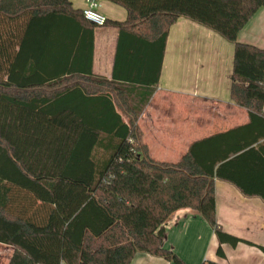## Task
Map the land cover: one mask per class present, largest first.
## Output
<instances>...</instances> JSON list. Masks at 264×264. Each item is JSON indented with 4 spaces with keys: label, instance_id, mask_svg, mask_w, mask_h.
I'll return each mask as SVG.
<instances>
[{
    "label": "trees",
    "instance_id": "1",
    "mask_svg": "<svg viewBox=\"0 0 264 264\" xmlns=\"http://www.w3.org/2000/svg\"><path fill=\"white\" fill-rule=\"evenodd\" d=\"M72 1L0 0V244L14 249L8 264H130L137 253L184 264L162 247L164 224L183 209L206 221L224 258L222 244L242 241L216 221L214 180L264 201V50L237 42L264 0H107L127 14L111 23L110 80L92 75L97 26ZM179 18L233 45L230 99L249 121L193 142L169 163L149 155L137 122Z\"/></svg>",
    "mask_w": 264,
    "mask_h": 264
},
{
    "label": "crops",
    "instance_id": "2",
    "mask_svg": "<svg viewBox=\"0 0 264 264\" xmlns=\"http://www.w3.org/2000/svg\"><path fill=\"white\" fill-rule=\"evenodd\" d=\"M97 2L108 24L93 30L91 72L94 77L110 80L118 37L111 23L124 22L127 14L107 0ZM85 7V0L72 1L74 10ZM237 42L264 50V8L239 32ZM233 50L231 43L187 19L179 18L170 27L158 85L137 122L154 160L174 163L193 142L248 123V113L230 99ZM214 195L220 229L242 242L235 247L222 244L224 258H219L213 230L201 216L183 209L164 224L162 247L184 264L206 260L218 264H264V255L258 248L264 247V201L245 197L232 184L217 179ZM1 246L5 253L13 254V248ZM130 264L173 263L137 253Z\"/></svg>",
    "mask_w": 264,
    "mask_h": 264
},
{
    "label": "built area",
    "instance_id": "3",
    "mask_svg": "<svg viewBox=\"0 0 264 264\" xmlns=\"http://www.w3.org/2000/svg\"><path fill=\"white\" fill-rule=\"evenodd\" d=\"M86 7L81 10L84 20L97 26L103 27L106 23V18L99 13L97 0H85Z\"/></svg>",
    "mask_w": 264,
    "mask_h": 264
},
{
    "label": "rangeland",
    "instance_id": "4",
    "mask_svg": "<svg viewBox=\"0 0 264 264\" xmlns=\"http://www.w3.org/2000/svg\"><path fill=\"white\" fill-rule=\"evenodd\" d=\"M4 250L6 249L1 246L0 247V264H7L8 256L11 255V254L8 255L7 253H5Z\"/></svg>",
    "mask_w": 264,
    "mask_h": 264
}]
</instances>
